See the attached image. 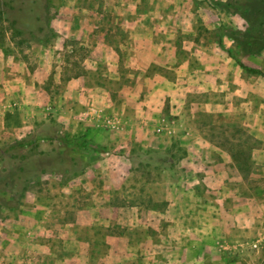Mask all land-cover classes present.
Instances as JSON below:
<instances>
[{"label": "rangeland", "instance_id": "1", "mask_svg": "<svg viewBox=\"0 0 264 264\" xmlns=\"http://www.w3.org/2000/svg\"><path fill=\"white\" fill-rule=\"evenodd\" d=\"M241 1L0 0V43L6 54L20 58L25 66L34 69L44 63L46 47L45 58L50 66L49 74L40 82L45 101L34 124L20 138L0 137V148L17 139L33 141L29 146L10 150L0 160V260L8 254L1 249L2 241L9 240L2 233L5 220L12 223L14 216L24 212L40 218L45 215L40 225L49 226L73 219L75 212L88 205L91 198H99V219L97 225L86 228L88 231L100 229L119 235L133 225L129 250L118 255L117 264H177L166 246L178 235L179 228L192 226L198 218L186 215L181 220H171L161 214L207 210L208 202L216 196L214 192L221 189L216 187L220 182H208L204 169L208 163L222 158L235 164L231 157L234 152L240 153L237 158L244 166L243 182L237 193L264 198V77L254 73L251 80L237 84L231 77L220 78L211 73L219 63L229 70L238 66L228 55L230 50L264 74V48L255 55H242L223 31V27H246L242 17L230 12ZM219 34L222 47L217 43ZM136 36L154 38L156 47L163 51L144 71L160 86L165 81L172 87L174 67L183 60L174 58V46H182L186 52L194 42L208 44V52L215 47L224 51L217 59L208 57V91L179 96V92L166 87L147 127L136 116L145 111L147 101L157 104L156 92H148L145 85L140 91H120L143 74L134 55L132 37ZM109 51L113 53L109 55ZM83 74L97 90H88L82 98L74 99L67 81ZM250 84L255 93L250 91ZM125 95L131 96L129 103H124ZM94 96L107 99V104L112 101L109 115L88 111L91 105L87 99ZM103 101L99 106L108 108ZM125 105L137 112L132 120ZM2 108L9 106L4 103ZM86 128L89 135L100 133L109 138L108 142L97 143L101 146L97 151H74L55 139L39 138L53 130L74 137ZM124 134L127 141H118ZM118 155L127 156L129 172L118 185L102 188L103 177L107 176L102 167L112 160L118 161ZM245 155L249 158L244 163ZM45 160L52 161L50 168L54 170L78 167L84 171L65 184V175L62 177L56 171L40 172L36 179L34 174L44 167ZM27 175L33 179L20 197L18 191ZM6 200L10 207L4 205ZM108 204L116 208H109ZM22 223L20 227H26ZM21 232L25 238L32 235L23 228ZM105 248L101 237L90 264L102 257ZM263 255L264 247L247 258L253 257L255 263L263 264ZM197 262L194 264H205L202 260Z\"/></svg>", "mask_w": 264, "mask_h": 264}, {"label": "crops", "instance_id": "2", "mask_svg": "<svg viewBox=\"0 0 264 264\" xmlns=\"http://www.w3.org/2000/svg\"><path fill=\"white\" fill-rule=\"evenodd\" d=\"M134 39L135 52L138 57V67L143 74L141 77L128 85L122 87L120 91H140L148 87V92H156V102L147 101L145 111L137 114V119H141L147 127L152 123L154 113L158 110V100L160 95L165 93L167 87L174 92H179V96L187 95V92L208 91V57L217 59L224 52L219 47L208 52V44L191 43L186 49L182 46H174V58H182L175 67V78L171 86H168L162 80V86L154 84L155 78L146 77L144 71L150 62L158 57L160 48L154 44V38L147 36H136ZM195 44H197L195 46ZM212 46L214 47V43ZM133 45V43H132ZM185 47V46H183ZM44 63L34 69L25 66V62L20 58L6 54L4 47L0 45V137H11L16 135L18 138L24 136L34 121H36L40 107L43 108L45 97L40 82L49 74L50 66L47 65V49L44 47ZM163 52V51H161ZM113 52L109 51V55ZM186 53V57H183ZM209 53V55H208ZM197 60V62H196ZM204 61V62H202ZM201 63V64H200ZM40 64V62H39ZM219 66L213 68V75L220 78L231 77L235 83L243 84L245 79L251 80L254 73H243L239 66H233L229 70ZM243 73V75H242ZM157 81V80H156ZM71 97L77 98L85 96L88 90H97L92 86L85 74L79 75L74 79L67 81ZM250 91L255 93L253 84L249 86ZM238 90V87H237ZM83 96V97H84ZM92 96V95H91ZM99 97V96H96ZM88 111H95L97 114L102 112L109 115V108L112 107V101L107 104L100 98L88 97ZM131 100V96L125 95L124 103ZM106 102L108 108H102L100 103ZM8 104L9 108L3 109V104ZM129 103V102H128ZM105 104V103H104ZM129 110V120L137 113ZM258 116H256V119ZM88 134L95 143H106L109 138L100 133ZM114 141V138H112ZM150 138L147 136V141ZM120 142H126L127 136L124 134L118 138ZM110 144L111 141L109 142ZM115 143H119L115 139ZM167 145V142H165ZM108 153V152H106ZM264 155V149H262ZM120 159L112 160L105 164L102 169L106 177H103L102 188L105 186L114 187L123 182L125 175L129 172V163L126 155H118ZM124 158L126 162H123ZM231 160L222 158L215 163H208L204 171L208 176V182H220L216 185L215 198L208 202V209L200 212H186V214H173L169 217L171 220H181L183 217L196 218L192 226L181 227L178 235L174 236L172 243L166 246V249L175 257L177 264H194L197 260H202L205 264H257L251 255V252L264 247V198L256 199L252 195H243L237 193V187L242 184L243 178L241 172ZM122 162V164H120ZM264 169V166L262 167ZM87 175L84 173V176ZM82 176V175H81ZM80 176V177H81ZM90 179V176H86ZM89 181H93L90 179ZM85 185V184H84ZM209 185V183H208ZM99 198H91L88 205L75 212L74 218L56 222L53 225L41 226V218L29 213H18L13 217L12 223L4 221L3 235L9 237V240L2 241L1 249L8 254L2 256L1 264H90L93 259L92 253L95 250V244L99 238H103L106 248L101 258L94 259V264H117L118 255L124 250H129L133 237V225L125 227L124 231L117 235L116 233L100 231H88V226L97 225L99 219L98 203ZM109 208H116L108 204ZM103 208V206H102ZM200 214V215H199ZM159 215V214H158ZM115 218V216L113 217ZM24 224L26 227H20ZM26 230L27 234H32L25 238L21 229ZM20 232H19V231ZM87 230V231H86ZM91 232V233H90ZM20 233L21 235H17ZM41 235L43 238H40ZM87 235V236H85ZM23 238V239H22ZM91 258V259H90ZM262 260L264 261V255ZM174 261V260H173ZM264 264V262H263Z\"/></svg>", "mask_w": 264, "mask_h": 264}, {"label": "trees", "instance_id": "3", "mask_svg": "<svg viewBox=\"0 0 264 264\" xmlns=\"http://www.w3.org/2000/svg\"><path fill=\"white\" fill-rule=\"evenodd\" d=\"M226 9L228 10V4H226ZM229 11V10H228ZM232 13H237L240 17H242L246 22V27L244 29L234 28V27H223V31L226 32V35L231 38L238 48L242 55H255L260 50L264 48V0H242L239 6L235 7L234 9L230 10ZM13 27V26H12ZM14 29V28H13ZM16 30V29H15ZM17 31V30H16ZM217 43L222 47V40L221 35H218ZM0 45H2L0 43ZM6 51V50H5ZM228 55L232 57L235 63L244 71L248 73H258L264 77L263 72L255 67L249 66L245 64L239 56L235 55L232 51L227 50ZM89 128H86L85 131L77 136L68 137L64 133L57 134L56 130L52 133H42L39 135L41 139H50V140H57L60 145L68 146L71 150L78 151L82 149H90L92 151L100 150L101 146L92 140L89 139ZM33 143L31 140L26 139H17L11 144H8L4 148H0V160L3 159L4 155L12 149L15 148H22L25 146H29ZM240 153L234 152L231 153V157L235 162L236 167L240 172L243 173L244 166L239 161ZM247 155H245L244 163L247 161ZM243 159V158H242ZM45 165L42 168H39L35 175L36 179L39 178L40 172L44 171H56L57 173L61 174L64 180L62 183L65 184L68 180L76 177L79 174H82L84 169L78 167H61L56 170L50 168V164H52L51 160H45ZM147 165V164H145ZM21 170V173H26L24 167ZM25 177V176H24ZM29 179V180H28ZM31 176L27 175L23 180L24 185L18 191V195L21 197L22 193L25 192L29 188ZM14 181V179H13ZM11 180V183L13 184ZM6 203V204H5ZM6 207H10L7 205V200L4 202ZM1 206V205H0ZM12 206V205H11Z\"/></svg>", "mask_w": 264, "mask_h": 264}]
</instances>
